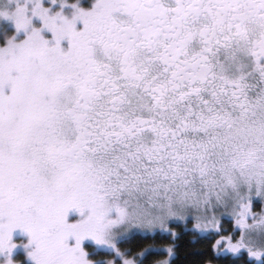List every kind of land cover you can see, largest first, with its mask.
Returning a JSON list of instances; mask_svg holds the SVG:
<instances>
[{
  "label": "snow or ice",
  "instance_id": "6c2138e0",
  "mask_svg": "<svg viewBox=\"0 0 264 264\" xmlns=\"http://www.w3.org/2000/svg\"><path fill=\"white\" fill-rule=\"evenodd\" d=\"M0 21V264H172L149 241L175 223L264 264V0H0Z\"/></svg>",
  "mask_w": 264,
  "mask_h": 264
},
{
  "label": "trees",
  "instance_id": "16d2710c",
  "mask_svg": "<svg viewBox=\"0 0 264 264\" xmlns=\"http://www.w3.org/2000/svg\"><path fill=\"white\" fill-rule=\"evenodd\" d=\"M258 207H259V203ZM257 207V208H258ZM217 235L211 234L208 238H200L199 240L193 241V234L191 231L182 232L178 234V238L175 242H172L169 240V242H166V244L172 242L176 243L175 245V255L172 258V264H209V261L213 260V252L211 245L214 243ZM166 237H164V234H158L154 241L155 244H158L160 242H165ZM28 237H26L24 234H21L17 237V244L20 242L26 243ZM157 240V241H155ZM139 243V241L134 242ZM25 253L23 249L17 248L15 250V254L13 256V259H23ZM159 259H166L168 258L166 254H161ZM25 264L27 262L25 261ZM239 264H247L239 262Z\"/></svg>",
  "mask_w": 264,
  "mask_h": 264
},
{
  "label": "flooded vegetation",
  "instance_id": "af4514ba",
  "mask_svg": "<svg viewBox=\"0 0 264 264\" xmlns=\"http://www.w3.org/2000/svg\"><path fill=\"white\" fill-rule=\"evenodd\" d=\"M71 2H73V0H70V3ZM81 6L82 7H91V0H81ZM70 11H71V9H69V8H66L65 9V13L66 14H70ZM79 27H82V25H78V28ZM62 43H63V46L65 48L68 46L67 41H64ZM257 203H259V202H257ZM257 203L255 204V210L256 211H258L261 208V205H259V207H258V204ZM69 219L70 220H72V219H78V214L71 213ZM172 228L178 234L179 233H182V232L191 231V225L190 224L187 227H185L184 225H181L179 223H175V224L172 225ZM19 231L16 230L13 233V239H15L16 237L19 236ZM220 234L225 235V236H227V235H237V238H238V234H236L234 232V221L230 217L225 216V217H222L221 218V232H220ZM24 235L27 236L26 234H24ZM164 237H166L165 238L166 241L163 242V243L160 242V243H158L156 245L159 246V247H161V248L168 247V246H173V243H172L173 242V238L171 236L167 235V234H164ZM218 238L219 237L217 236L216 239H218ZM176 239H175V241H176ZM169 240L172 241V242L166 244V242H169ZM155 241H157V240H155ZM174 245H176V243ZM233 259L234 260H238L239 262H242V263L252 264V261H250L248 259V257L246 256V254H243L241 257H238V258L234 257ZM209 264H216V261L213 259V260L209 261Z\"/></svg>",
  "mask_w": 264,
  "mask_h": 264
},
{
  "label": "rangeland",
  "instance_id": "374dc122",
  "mask_svg": "<svg viewBox=\"0 0 264 264\" xmlns=\"http://www.w3.org/2000/svg\"><path fill=\"white\" fill-rule=\"evenodd\" d=\"M46 2H47V0H46ZM13 32H14V26L12 25L11 22L0 21V43H3V38H4L5 33H7L8 35H11ZM20 38H23L22 34H21ZM260 209L258 211H260ZM72 220H75V219H72ZM20 234H24V233H21V231H19V235ZM16 241H17V237L15 239H13V242L17 243Z\"/></svg>",
  "mask_w": 264,
  "mask_h": 264
}]
</instances>
